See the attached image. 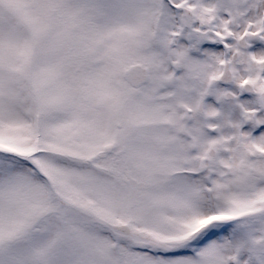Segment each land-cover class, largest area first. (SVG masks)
<instances>
[{
  "label": "snow or ice",
  "instance_id": "6c2138e0",
  "mask_svg": "<svg viewBox=\"0 0 264 264\" xmlns=\"http://www.w3.org/2000/svg\"><path fill=\"white\" fill-rule=\"evenodd\" d=\"M0 264H264V0H0Z\"/></svg>",
  "mask_w": 264,
  "mask_h": 264
}]
</instances>
